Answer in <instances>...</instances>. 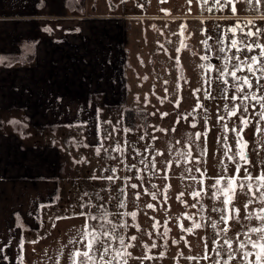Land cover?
<instances>
[{
	"label": "rangeland",
	"instance_id": "rangeland-1",
	"mask_svg": "<svg viewBox=\"0 0 264 264\" xmlns=\"http://www.w3.org/2000/svg\"><path fill=\"white\" fill-rule=\"evenodd\" d=\"M162 1L164 0H130V3L138 13L144 12L143 8L147 4L149 12L152 13L162 12L166 17L170 14H181L180 16L185 17V23L190 26L198 25L206 32L203 38L204 41L207 40V46H201L202 43L192 38L188 30V39L193 41L195 46L189 49L182 48V55L178 59L177 51L173 44L169 43L168 35H158L149 29V35L153 40L155 38V41L147 43L146 37H140L134 30L128 31L127 46L131 51L128 53L126 64V79L129 83L127 100L125 105L108 108L107 114L102 116V120L108 122L100 125V134L103 138L100 153L97 155L95 148L85 147L81 139H66L62 131L59 134L51 131L47 135L46 144L61 146L72 155H83L84 158L78 165L71 162V156L62 158L61 173L57 179L58 191L40 207L39 222L44 225L35 231L38 240L33 237L36 243H32L31 238L25 236L24 257L26 260L29 258L28 264H73V254L77 250L87 251L86 242L90 237L85 236V231L93 230L97 236L103 231H108L115 236H123L126 243H134L135 247L127 249L132 253V257L127 258V264H225V261L227 264H248L241 257L237 237L239 241H246L245 233H248V229L260 226L259 220L255 218L249 220L246 216L248 213H259L264 205L256 199L248 209H245L244 205L251 197L245 194L247 189L244 192L238 191L235 204L240 208V218L222 224L219 221L220 212L213 209H221L223 205L221 200L216 199L218 193L212 185L221 176L232 175L236 167V163L229 160V157L233 156L237 149L236 134L232 129L243 128L239 116H244L250 121L249 126L243 130L245 141L249 143L253 152V168L250 167L249 171L255 176L264 169V133L255 131L256 127H264V120H260L261 109L255 101L247 102L254 105L249 107L248 112L241 109L237 116L230 114L229 110L240 104V100L231 99L234 95H242L235 90L239 82L233 80L230 75H224L218 80L220 72L217 69L224 68L227 63V70H233L234 61L225 60L226 56L231 57L235 52V49H230V40L225 39L226 36H231V33L227 32L228 28L238 24L245 32L256 31L257 28L264 31V19H261L264 17V0L260 3H257V0H233L235 13L231 11V6L221 7L224 0H221V4H217L215 0H166L165 4L161 3ZM124 12L128 13L127 10ZM189 17L198 20L191 21ZM125 20L129 26L128 20ZM157 21L146 19L139 23H143L146 28H150L153 22L164 24L163 20H161L163 23ZM248 21H253V24L249 25ZM241 37L242 34L238 32L232 38L239 40ZM218 39L224 43L220 44ZM252 39L247 38L248 43H251ZM258 39L264 43V36ZM159 40L161 45L157 44ZM221 47L225 48L224 52L219 51ZM235 54L241 57L259 55V49L253 53L242 51ZM189 56L192 58V64L187 62ZM237 75L240 77L247 75L249 79L255 80L247 72L246 66L244 71L238 72ZM259 75L257 72V76ZM209 80L210 85L206 82ZM223 80H227L228 84H224ZM179 81L182 82V90L176 88ZM179 92H182L181 96L184 98L186 96L193 98L191 94L199 97L192 101L189 99L190 103L185 104L186 100L185 103L177 101L180 99ZM206 92L210 95H206ZM157 94L160 95L159 99ZM207 103L216 110L208 112ZM126 109L134 112L135 129L147 130L146 139L132 138L131 129H125ZM165 113L167 115H164ZM195 119L197 122L199 120V123L193 127L191 122ZM184 124L191 128L188 137L184 136L185 130L184 132L181 130ZM204 127L212 128L211 135H204ZM155 129L161 130L159 135H163L164 141L162 143L157 141L152 145ZM163 130L167 132H162ZM208 131L206 128V133ZM195 132L202 134V139L197 140ZM181 135L182 137H179ZM195 171L201 174L196 176ZM138 172H143L142 177ZM171 173L172 189L164 190L163 187H154L150 184L153 178H166ZM110 175L114 177V181L103 178ZM240 175H245L243 170ZM136 178L138 184L135 183ZM200 181H203V184ZM131 184H136L137 188H131ZM193 191H201L200 196L208 197L204 206H194L191 209L185 206L182 209L185 201L187 204L204 201L203 198L194 199L191 195ZM164 193L168 197L163 198ZM136 194H139V198ZM152 194H155V197L157 195V198L161 196L164 202H174L173 209L169 211L164 203L155 201L156 198L153 199ZM256 195L258 197L259 193ZM150 201L154 207L150 209L152 216L147 224L143 222L142 217ZM121 202L124 207L119 206ZM81 212L85 215H80ZM132 212L136 213L135 219L130 215ZM182 214L183 216L194 214L197 219H201L202 216V225L209 220L207 229L204 231L202 227L197 228L196 236L190 238L191 235L185 234L179 226L192 227L193 223L187 222L188 218L183 224L176 221ZM88 215L99 218L88 219ZM213 224H216L215 228ZM122 225L127 226L121 227ZM171 225H176L179 231L172 230ZM225 227L229 229L226 233L221 231ZM165 234L171 235L168 242L165 240L167 237ZM208 234L212 237L210 242ZM132 235L137 237L135 242L128 239ZM248 235H251L253 240L257 239L255 234ZM173 239L181 243L163 255L162 250H165ZM225 239L233 241V248L236 249L235 259H229L228 252L224 251L227 248L224 244ZM110 249L104 256V261L122 264L119 258L113 259L116 249L123 251L118 239L110 241ZM216 249H220V255H217ZM244 250L253 253L257 251L252 249L251 245H247ZM206 253L207 259L204 258ZM93 255L96 264H101L99 253L93 252ZM248 261H255V255L249 256Z\"/></svg>",
	"mask_w": 264,
	"mask_h": 264
},
{
	"label": "crops",
	"instance_id": "crops-1",
	"mask_svg": "<svg viewBox=\"0 0 264 264\" xmlns=\"http://www.w3.org/2000/svg\"><path fill=\"white\" fill-rule=\"evenodd\" d=\"M143 9L130 0H0V264L28 262L15 214L29 219L56 194L53 162L84 158L46 144L48 133L100 150L102 116L127 100L128 31L149 34L123 16L162 19Z\"/></svg>",
	"mask_w": 264,
	"mask_h": 264
},
{
	"label": "snow or ice",
	"instance_id": "snow-or-ice-1",
	"mask_svg": "<svg viewBox=\"0 0 264 264\" xmlns=\"http://www.w3.org/2000/svg\"><path fill=\"white\" fill-rule=\"evenodd\" d=\"M217 4H221V0H215ZM261 0H257V3H260ZM225 6H231V11L233 13L236 12V8L233 4V0H224V3L221 4V7ZM261 19H264V17H261ZM249 25L253 24V21L247 22ZM228 33H231V36H226L225 39L230 40V49H235V52L233 53V56L231 57H225L226 61H234L232 64L233 70L228 71L227 70V63L225 64L224 68L217 69V71L220 72V77H217L218 80L221 79L224 75H230L233 80L238 81L239 83L235 86V90L239 93H241V96H232V100H240V104L236 105L233 109H230V114L232 116H237V112L242 109L243 112H248V109L250 106L254 107V105H250L249 101H255L256 105H259L261 111L259 112L260 120H264V43L259 42V37L264 36V31H262L260 28H257L256 31L248 30L245 32L240 26L237 24L233 27H230L227 29ZM241 33L242 37L241 39H235L232 37H235L237 33ZM247 38H253L251 43H248ZM218 42L220 44H223V40H219ZM205 46H207V40L204 41ZM256 49H259V55H251V56H237L235 53H239L242 51H246L248 53H253L256 51ZM220 52H224L225 48L221 47L219 49ZM203 59H208L207 57H202ZM2 60V58H0ZM246 66L247 72L252 75V77L255 78L253 81L252 79H249V76L245 75L243 77H240L237 75L238 72L244 71V67ZM209 69H211V65L208 66ZM257 72L260 73L259 76H257ZM211 84V81H206ZM224 84H228L227 80H223ZM259 93V94H258ZM206 95H210V93L206 92ZM164 115H167L165 113ZM223 119V117H221ZM240 124L243 125V128H240L237 130L236 128H233L232 131L236 133V144L239 147V151L236 152L233 156L229 157V160L236 161V167L233 171V174L230 176H221L220 178L216 179L215 184L212 185L216 189V199L221 200V203L223 205V208L221 209H213L214 211L220 212L219 221L222 224H228L230 221L238 220L240 218V208H238L235 204V197L237 195V192H244L245 189H247V192L245 194L250 195L251 199H249L248 203L244 205L245 209H248L249 205L253 203L256 199H259L260 203L264 205V169H261L260 172L257 175H253L249 168L247 167L252 162L248 158V153L246 151L248 144L247 141L244 140V137L242 135L243 130L247 128L250 124L249 119L245 118L244 116H239ZM195 127V125H193ZM227 130V129H226ZM255 131L257 133H264V127H256ZM206 136L207 133H204ZM201 134L196 133V139H200ZM99 151V150H97ZM238 157V161L237 158ZM240 161L243 162V164L240 163ZM153 166H155L153 164ZM132 167H135V165H132ZM243 168V171L245 175L241 176V169ZM199 171V169H197ZM227 170V169H225ZM104 179H107L108 181H114L113 176H107L103 177ZM193 179H195L193 177ZM223 181V184H222ZM201 184H203V181H200ZM131 188L135 189L137 188L136 184H131ZM253 189H255L253 191ZM121 192H123V189H121ZM256 193H259V196L257 197ZM137 198H139V194H136ZM183 196V193L180 194ZM193 198H198L201 195V191H193L191 193ZM152 198L155 199V194H152ZM179 198V197H178ZM120 207H124L125 205L121 202ZM147 208L152 209L154 206L153 204H147ZM80 215H85V213L81 212ZM133 219L136 217V213L132 212L130 213ZM88 219H98L99 217L88 215ZM247 219L251 220L253 218L259 220L261 222L260 226L257 227H251L248 229V233L255 234L257 239L253 240L251 238V235H248V233H245L247 239L246 241H239V238L237 237V242L239 244V249L241 250V257L245 261L248 262V264H264V207H262L259 211V213H248L246 216ZM108 223H111V221H108ZM127 225H122L121 227H125ZM200 224H194V228H200ZM213 227H216V224H213ZM228 228H222L221 231L227 232ZM187 231L191 232L192 229H187ZM85 236L90 237L86 242V248L87 251L81 252L80 250H77L73 254V264H96V259L93 255V252L99 253V258L101 261H104V256L107 255L110 252V241L111 240H119V244L122 246L123 251L120 249L115 250V255L113 256V259L119 258L122 261V264H127V258L132 257V253L130 251H127L128 248L135 247L134 243H126V240L123 236H115L111 232L103 231L99 234V236L96 235L95 231H85ZM128 239L132 242H135L137 240V237L135 235H132L128 237ZM32 243H36V241H32ZM224 244L227 245V248L224 249V251L228 252L229 259H235V251L236 249L233 248V241L231 239H225ZM247 245H251L252 249H256L257 251L255 253L250 251H245ZM155 247V245H153ZM231 250V251H229ZM217 255H220V249H216ZM255 255V261H248V257ZM77 258H80L77 260ZM151 259V257H142ZM205 259L208 258L207 253L205 254ZM189 259H195L194 257H189ZM22 264V261H21ZM104 264H111V261H104ZM225 264H227V261H225Z\"/></svg>",
	"mask_w": 264,
	"mask_h": 264
},
{
	"label": "flooded vegetation",
	"instance_id": "flooded-vegetation-1",
	"mask_svg": "<svg viewBox=\"0 0 264 264\" xmlns=\"http://www.w3.org/2000/svg\"><path fill=\"white\" fill-rule=\"evenodd\" d=\"M161 3H167L166 2V0H164V1H162ZM181 14H177V13H175V14H170L169 16H164V14L162 13V19H155L154 18V20H158L157 22H161V20H163L164 21V24L162 25H159L158 24V26H159V29H158V26L157 27H154V28H152V25L154 24H152L151 25V27L150 28H148V29H151V30H153V31H155L156 32V34H159V33H161V32H163L161 35L163 36V34H166V35H168V37H169V43L170 44H173V46L175 47V49H176V51H177V55H178V59H180V56L182 55V48H187V49H189V48H193L194 46H195V43L193 42V41H189V39H188V35H187V32H188V30H190V36L192 37V38H196V40H198V41H200V43H202V45L201 46H203V47H205V44L203 43V41H204V38L203 37H205L204 36V34L206 33L205 31H203V30H201V28L198 26V25H196V26H194V24H192L191 26H190V24H187V23H185V17H183V16H180ZM130 16V17H129ZM129 16H123L125 19H127V18H130L129 19V21H133V19L134 18H137V20L138 21H140V22H144L145 20L144 19H142V20H139L140 18H142L141 16H146V15H129ZM166 18V19H165ZM128 20V19H127ZM136 20V19H135ZM169 20V21H168ZM189 20H191V21H193V20H198V19H193V18H191V17H189ZM161 23H163V22H161ZM172 25V26H171ZM146 28V27H145ZM207 32H209V30L207 29ZM144 37H146V40H147V42H148V40H149V38H151L152 36H150L149 34L147 35V36H144ZM191 39V38H190ZM151 40L154 42V40L151 38ZM209 46H211L210 44H209ZM198 50H199V48H198ZM187 62L188 63H190V64H192L191 62H192V58H191V56H189L188 58H187ZM127 64V63H126ZM126 69V68H125ZM124 76H126L125 74H123ZM183 75V74H182ZM183 77V76H182ZM182 77H180L179 76V78H182ZM189 80H190V78H189ZM178 85L180 86L179 88H178ZM182 87H183V85H182V82L181 81H179L178 83H177V89L178 90H182ZM181 93L182 92H179L178 93V98H180V99H178L177 101H183L184 103H185V100H186V103L185 104H187V103H190L188 100L190 99L191 101L193 100V99H195V98H198V97H196V96H193V94H191V93H189V95L191 94L192 95V97L193 98H191V97H189V98H187V96L184 98V96H181ZM171 95H173V94H171ZM160 98V95H158L157 94V98ZM155 98H156V96H155ZM158 98V99H159ZM203 98H205V97H203ZM204 100H206V99H204ZM211 100V99H210ZM207 101V100H206ZM208 102V101H207ZM119 105L121 106V105H125V103H119ZM178 105H179V103H178ZM209 103H207V107H208V112H212L213 110H216L215 108H213V106L212 107H209ZM195 116H197V115H195ZM199 116V115H198ZM201 116V115H200ZM124 119H125V123H124V127H125V129H131V137L132 138H144V139H146V137H147V130L146 129H143V130H139V129H135V126H136V121H135V119H134V112L133 111H131V110H129V109H126L125 110V112H124ZM181 121V119H179L178 120V122H180ZM176 122H177V120H176ZM190 123V122H189ZM199 123V120H198V122H197V119H195V120H193L192 122H191V124L192 125H197ZM190 124V125H191ZM183 129H181L182 130V132H184V130H185V133H184V136H186V137H188V134H190V132H191V128L188 126V125H186V124H184L183 125ZM206 128L209 130L208 131V133H207V135L209 136V135H211V130H212V128L210 129V127H204V130H205V133H206ZM133 129V130H132ZM237 129V128H236ZM181 130H180V133L178 132V131H176L177 133H179V134H181ZM238 130V129H237ZM33 130H31V132H32ZM215 131V130H214ZM162 132H167L166 130H163ZM255 132V131H254ZM159 133H161V130L160 129H155V135H153L154 137H153V140H151V142H152V145H155L156 144V142L157 141H160V143H162V141H164V138H163V135H159ZM194 134V133H193ZM236 134V133H235ZM242 135H243V137H244V134L242 133ZM194 136H196V132H195V134H194ZM179 137H182V135L181 136H179ZM200 139H202V134H201V136H200ZM236 139H237V137H235V141H236ZM20 140H22L23 141V138H21V136H20ZM102 140H103V138H102ZM197 140H199V139H197ZM244 140H245V137H244ZM22 141H21V143H22ZM151 143H149V145H150ZM248 144V147H247V149H246V151H247V153H248V158H249V160L252 162L250 165H248L247 167L248 168H250V167H252L253 168V152H252V148L249 146V143H247ZM33 145H31V146H28V147H32ZM27 147V145H25L24 143H22V148H26ZM27 147V148H28ZM36 147H37V149L36 150H38V151H40V152H42L43 150H44V147H41V146H39V145H36ZM200 147V146H199ZM236 147H237V149L235 150V153L236 152H238L239 151V147L237 146V144H236ZM61 149H59L58 148V151H59V154L61 155V151H60ZM172 150V149H171ZM98 153V152H97ZM234 153V154H235ZM237 159V158H236ZM234 163H236V161H234ZM240 163L241 164H243V162L242 161H240ZM52 168L54 169V171H55V173H57V174H60L61 173V160H60V158H58V160L57 161H55V163L53 162V166H52ZM241 170H243V168L241 169ZM142 173L143 172H138V174H139V176H141L142 177ZM173 173H174V171H173ZM195 173H196V176H199L201 173L200 172H197V171H195ZM137 174V175H138ZM172 178V173L168 176V177H166V178H161V177H157V178H153L152 179V181H151V183L150 184H152L154 187H158V186H160V187H163V189L164 190H166V189H172V186H173V183L171 182L170 183V179ZM137 180H138V178H136V181H135V183L136 184H138L137 183ZM165 187V188H164ZM169 187H171V188H169ZM169 191V190H168ZM207 193V192H206ZM1 191H0V198H1ZM207 195H208V193H207ZM203 196H206V195H203ZM203 196H200V197H198V198H203V202H200V203H194V204H187V201H185V202H183V204H182V209L185 207V206H188V207H190V209L191 208H193L194 206L195 207H197V206H204V202H205V200H206V198H208V197H203ZM165 197H168V195L167 194H165L164 193V197L163 198H165ZM149 199L150 200H153L152 198H150L149 197ZM155 201H157V202H162V203H164V205L167 207V209L170 211L171 209H173V204H175L174 202H164V200L161 198V196L159 197V198H157V195H156V200ZM152 202L150 201L149 202V204H151ZM177 209H179V207H177ZM151 211L152 210H150L149 208H147L146 207V211H145V214L143 215V217H142V220H143V222H146L147 224H149L148 223V220L151 218V216H152V214H151ZM40 212V211H39ZM38 212V214L37 215H33V214H30V217H29V219H31V221L32 222H34L35 223V225H33V226H35V228H33L32 227V225H30L31 223H30V221H29V219L28 218H26V220H25V218L23 217V215L20 213V214H18V213H16L15 214V219H16V225H18L19 227H20V231H21V233H22V237H23V239H25V236L27 235L28 237H30L31 238V241H33V237H34V239H36V240H38V236L36 235L35 236V231H38V230H40V228L44 225V224H41L40 222H39V219H40V213ZM138 212H139V210H138ZM184 218H185V220H184ZM188 218V220L189 221H187V222H191V223H193V225H192V227L191 226H184V225H181V226H179L181 229H183L184 231H185V234H188V235H191V237L190 238H194L196 235H195V233L197 232V228H194V224H200V225H202L201 224V222H202V216H201V219H197L196 218V216L194 215V214H187L186 216H183V214L182 215H179L178 217H177V219H176V221H177V223L178 224H183V223H185L186 222V219ZM138 220H139V218H138ZM159 221H160V219H158V223H159ZM164 221V220H163ZM172 221V219L170 220V222ZM207 221H209V220H207ZM207 221H206V223L205 224H203L201 227L203 228V230L205 229H207V227H208V225H207ZM177 224V225H178ZM186 227L188 228V229H192V231L191 232H189V231H187L186 230ZM171 229L172 230H174V229H177L178 231H179V228L176 226V225H174V226H172L171 225ZM204 230V231H205ZM167 231V230H166ZM166 235V234H165ZM205 235H207V233L205 234ZM204 235V238L206 237ZM167 237L165 238V240H167V242L170 240V237H171V235L170 234H168V235H166ZM208 242H210L211 240H212V237H211V235H209L208 234ZM181 242H179L178 240H175V239H173L172 240V243L171 244H169V245H167V247H166V249L165 250H162V253H163V255L164 254H168V252L171 250H173V249H175L176 248V246L178 245V244H180ZM176 251H178V249H176ZM21 261H22V264H28V262H24L22 259H20V264H21ZM101 264H104V261H101Z\"/></svg>",
	"mask_w": 264,
	"mask_h": 264
}]
</instances>
